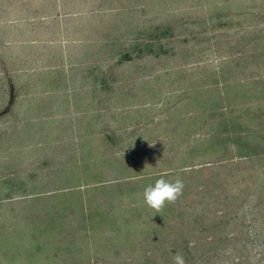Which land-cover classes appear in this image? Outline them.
Here are the masks:
<instances>
[{
    "label": "rangeland",
    "instance_id": "1",
    "mask_svg": "<svg viewBox=\"0 0 264 264\" xmlns=\"http://www.w3.org/2000/svg\"><path fill=\"white\" fill-rule=\"evenodd\" d=\"M177 253L264 264V0H0V264Z\"/></svg>",
    "mask_w": 264,
    "mask_h": 264
},
{
    "label": "clouds",
    "instance_id": "2",
    "mask_svg": "<svg viewBox=\"0 0 264 264\" xmlns=\"http://www.w3.org/2000/svg\"><path fill=\"white\" fill-rule=\"evenodd\" d=\"M185 185L182 180L176 179L175 182H168L165 179H158L154 186H148L144 191L146 204L156 213H161L166 204H174L183 194ZM174 264H185L182 254L174 256Z\"/></svg>",
    "mask_w": 264,
    "mask_h": 264
}]
</instances>
